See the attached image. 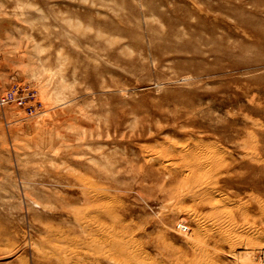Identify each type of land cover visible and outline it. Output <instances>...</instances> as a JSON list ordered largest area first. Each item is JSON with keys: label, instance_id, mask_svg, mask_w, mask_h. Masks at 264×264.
<instances>
[{"label": "rangeland", "instance_id": "obj_1", "mask_svg": "<svg viewBox=\"0 0 264 264\" xmlns=\"http://www.w3.org/2000/svg\"><path fill=\"white\" fill-rule=\"evenodd\" d=\"M201 1L0 0V264L264 251V0Z\"/></svg>", "mask_w": 264, "mask_h": 264}, {"label": "bare ground", "instance_id": "obj_2", "mask_svg": "<svg viewBox=\"0 0 264 264\" xmlns=\"http://www.w3.org/2000/svg\"><path fill=\"white\" fill-rule=\"evenodd\" d=\"M200 1H201V0H200ZM201 2H202V1H201ZM183 3H184V2H183ZM187 4H188V3H187ZM201 5H202V4H201ZM162 6H163V5H162ZM178 6H181V5H178ZM163 7H164V6H163ZM181 7H182V6H181ZM181 7H180V8H181ZM176 8H177V7H176ZM180 8H179V9H180ZM181 9H183V8H181ZM173 10H175V8H174ZM191 10H192V9H191ZM191 10H190V11H191ZM167 12H168V11H167ZM173 12H174V11H173ZM188 12H189V11H188ZM190 13H191V12H190ZM184 14H185V13H184ZM188 15H191V14H188ZM200 17H201V16H200ZM178 18H179V17H177V18H175V19H178ZM191 18H192V16H191ZM175 19L173 18V20H175ZM202 19H203V18H202ZM202 19H201V20H202ZM170 20H171V19H170ZM192 20H193V19H192ZM203 20H204V19H203ZM169 22H170V21H168V23H169ZM175 22H176V21H175ZM196 22H197V21H196ZM168 23H167V25H168ZM190 23H192V22L190 21ZM196 24H197V23H196ZM205 24H206V23H205ZM205 24H204V25H205ZM170 25H171V24H170ZM176 25H177V24H176ZM190 25H191V24H190ZM181 26H182V25H181ZM205 26H206V25H205ZM205 26H204V27H205ZM207 26H208V24H207ZM207 26H206V27H207ZM171 27H172V26H171ZM182 27H183V26H182ZM191 27H192V26H191ZM210 52H211V51H210ZM197 53H198V52H197ZM205 53H206V52H205ZM184 58H185V57H184ZM179 60H180V57H179ZM183 60H184V59H183ZM185 60H186V59H185ZM139 83H140V82H139ZM187 116H188V115H187ZM190 116H191V114H190ZM182 122H184V121H182ZM180 123H181V122H180ZM181 125H182V124H181ZM185 127H187V126H185ZM179 150H181V151H179L180 154H181V153H184V152H187L186 149H185L186 151L183 150V149H179ZM196 152H197V151H196ZM199 153H202V155H203V152H199ZM195 155H196V153H193V152H188V153H187L186 158L188 159V158L191 157V158L188 159V160H191V159L195 160V161H193V162L190 161V162H192V163H190V164L187 165L188 169H189V166H191V167H193V168H195V169H197V170H198V169H203L205 166H207V163H208V162H211V161H212L211 159H208V158H211V157H209V155H208V157H207L208 160L206 159V162L203 161V160H201L200 158H198V157H199L198 154H197L196 156H195ZM204 155H205V153H204ZM204 155H203V156H204ZM205 156H206V155H205ZM186 158H184V159L187 160ZM185 160H184V161H185ZM209 160H211V161H209ZM217 160H218V158H217ZM216 162H217V161H216ZM219 162H220V161L218 160V163H219ZM173 164H174V163H172V162H171V163H168V164L166 163L165 166H170V167H171ZM213 164H214V163L212 162V166H213ZM215 164H216V163H215ZM165 166H164V167H165ZM215 166H216V165H215ZM216 167H217V166H216ZM216 167H215V168H216ZM185 168H186V167L184 166V169H185ZM207 168H208V166H207ZM210 168H212V167L210 166ZM215 168H214V170H215ZM220 168H221V167H220ZM186 169H187V168H186ZM205 169H206V167H205ZM218 169H219V167H218ZM218 169H217V170H218ZM182 170H183V169H182ZM197 170H196V171H197ZM206 170L208 171V169H206ZM188 171H189V170H188ZM188 171H186V172H188ZM193 171H194V170H193ZM198 171H200V170H198ZM176 172H179L180 176L184 174V173L181 174L183 171H180L179 169L176 170ZM211 172H212V171H211ZM186 174H188L189 176L186 175L187 177H184L185 174L183 175V181H185L184 183H187V182H188L187 180H189V182H190L191 180H194L195 182H196V181H199L198 176H197V178H198V179H197V178H194V176H191V175H190V174H192V173H186ZM192 175H193V174H192ZM212 176L216 177L215 175H212ZM212 178H213V177H212ZM210 179H211V178H210ZM194 181H193V182H194ZM200 181H201V180H200ZM206 181H209V180H206ZM214 181H216V179H215ZM181 182H182V181H181ZM204 183H205V181H204ZM206 183H207V182H206ZM211 184H212V183H211ZM190 185H191V184H190ZM198 185H199V183H198ZM198 185H196V186H194V187L197 188ZM205 185H206V184H203V183L201 184V183H200V185L198 186L197 190H194V196H195L196 199H198L200 202H202V203H206V204L209 203V204L212 205V206L215 205V208H216V205H217V204L219 205L223 200H222V199L214 200L213 198H210V197L205 196V194L210 193L211 190L213 189V188H212V189L210 190V188H206V187L209 185V182H208V184H207L206 186H205ZM194 187H193V188H194ZM209 187H210V186H209ZM193 188H192V189H193ZM190 191H191V189H190ZM190 191H188V192L190 193ZM191 193H192V192H191ZM189 195H190V194H189ZM214 201H216V202H214ZM196 202H197V201H196ZM224 204H225V203H224ZM246 204H247V203H246ZM242 205H245V203H243ZM242 205H241V206H242ZM221 206H222V205H221ZM239 207H240V206H239ZM217 208H218V207H217ZM242 208H243V207H242ZM79 209H80V208H79ZM210 210H211V209H210ZM210 210H209V212H210L209 214H212L213 211L211 212ZM214 210H215V209H214ZM219 210H220V209H219ZM242 210H243V209H242ZM82 211H83V210H82ZM84 211H85V210H84ZM224 211H225V210H224ZM216 212H218V210H217ZM220 212H222V210H221ZM220 212H219V214H220ZM223 213H225V212H223ZM226 213H228V212H226ZM226 213H225V214H222V215H224V217H222V219H225V218L227 217V214H226ZM246 213H247V212H246ZM207 214H208V213H207ZM217 214H218V213H217ZM215 215H216V213H215ZM225 215H226V217H225ZM228 215H229V214H228ZM190 216H191V215H190ZM190 216H189V217H190ZM219 216L221 217V214H220ZM219 216H218V217H219ZM230 216H231V214H230ZM230 216H229V220H230ZM242 216H246V214L244 213V215H242ZM247 216H248V215H247ZM203 217H206V216H203ZM220 217H219V218H220ZM92 218H93V217H92ZM94 218H95V217H94ZM160 218H161V217H160ZM184 218H186V217H184ZM184 218H183V220H184ZM208 218H210V217H208ZM211 218H212V217H211ZM231 218H233V217L231 216ZM198 219H199V217H198ZM222 219H221V220H222ZM226 219H228V217H227ZM119 220H120V219H119ZM164 220H165V219H164ZM164 220H162V221H164ZM206 220H207V219H206ZM86 221H87V220H86ZM88 221H91V220L89 219ZM160 221H161V220H160ZM170 221H171V220H170ZM170 221H169V222H170ZM195 221L198 223L199 220H196V219H195ZM223 221H224V220H223ZM232 221H233V220H232ZM232 221L229 222V226H231V227L234 226V225H232V224L236 223V222H234V221L232 222ZM171 222H172V221H171ZM186 222H187V220L184 221V222H181V223H182L183 225H186ZM208 222H209V221H208ZM211 222H212V221H211ZM216 222H217V220H216ZM239 222H240V221H239ZM90 223H91V222H90ZM93 223H94V222H93ZM219 223H220V222H219ZM226 223H228V222H226ZM91 224H92V223H91ZM91 224H90V225H91ZM171 224H172V223H171ZM171 224H170V225H171ZM251 224H252V223H251ZM83 225H84V224H83ZM183 225H181V226H183ZM212 225H213V224H212ZM227 225H228V224H227ZM253 225H254V224H253ZM253 225H252V226H248V227H251L250 231L253 229V228H252ZM85 226H86V225H85ZM188 226H189V225H188ZM216 226H217V225H216ZM223 226H224V225H223ZM229 226H228V227H229ZM235 226H236V225H235ZM238 226H239V225H238ZM241 226H242V225H241ZM82 227H83V226H82ZM82 227H80V228L82 229ZM92 227H93V226H92ZM92 227H89V230H88V232H89L90 234H92L93 232H96L95 230L93 231L94 227H93V228H92ZM221 227H222V226H221ZM239 227H240V226H239ZM84 228H85V227H84ZM197 228H198V229H199V228L201 229V227H197ZM212 228H213V227H212ZM229 228H230V227H229ZM237 228H238V227H237ZM244 228H245V227L243 226V232H245V231H244ZM87 229H88V228H87ZM87 229H86V230H87ZM145 229H146V228H145ZM153 229H154V228H153ZM153 229H152V230H153ZM186 229H187V228H186ZM189 229H190V228H189ZM194 229H195V228H194ZM247 229L249 230V228H247ZM256 229H257V228H256ZM84 230H85V229H84ZM84 230H83V231H84ZM143 230H144V229H143ZM168 230H169V228H168ZM192 230H193V229H192ZM212 230H213V229H212ZM222 230H223V229H222ZM254 230H255V228H254ZM257 230H258V229H257ZM97 231H98V230H97ZM99 231H100V230H99ZM99 231H98V232H99ZM169 231H170V230H169ZM213 231H214V230H213ZM224 231H225V230H224ZM224 231H223V232H222V231H219V233H220V241H221V242H224V241H225V242H228L229 244H231L230 251H228V252L230 253L231 257L233 256V258H234L233 260H235V262H237V264H257V263L259 264V263H261V262L264 260V251L261 250L260 247H259V250H256V249H255L257 253H254L255 250L253 251L252 248H251V246H250L251 243H252L253 241H251V239L249 238L250 241H251V243H250V242L248 241V239L245 238V237H248L247 234H245V235H247V236H243L244 233L242 232L243 235H241V238H242V237H244V238H243L242 241H241V240L239 241V240L237 239V237H238L240 234L238 235L237 230H236V231H235V230H231V231H234V233L236 232L235 234L238 235V236L236 235V236H237L236 238H233V237H232L234 240L237 239V240L234 241V240L231 239V235H232L233 232H230L229 230H227V231L230 233V234H229V233L227 234V233H224ZM239 231H242V230L240 229ZM239 231H238V232H239ZM250 231H249V232H250ZM255 231H256V230H255ZM260 231H261V229H260ZM66 232H68V231H66ZM88 232H87V233H88ZM98 232H97V233H98ZM147 232H148V231H147ZM163 232H164V230H163ZM200 232H201V231H200ZM225 232H226V231H225ZM261 232H262V231H261ZM63 233H64V231H63ZM69 233H70V232H69ZM84 233H85V232H84ZM87 233H86V234H87ZM99 233H100V232H99ZM101 233H102V231H101ZM190 233H191V232H190ZM250 233H251V232H250ZM258 233H259V232H258ZM65 234H67V233H65ZM198 234H200V233L198 232ZM203 234H204V233H203ZM235 234H233V235H235ZM252 234H253V233H252ZM67 235H68V234H67ZM88 235H89V234H88ZM100 235H101V234H100ZM201 235H202V233H201ZM201 235H200V236H201ZM205 235H206V232H205ZM205 235H203V236H205ZM256 235H257V234H255V236H256ZM85 236H86V235H85ZM90 236L93 237V235H90ZM98 236H99V234H98ZM98 236H97V237H98ZM104 236H105V235H104ZM107 236H108V235H107ZM255 236L252 235L251 238H252V237L255 238ZM260 236H261V235H260ZM79 237H80V236H79ZM91 237H90V238H91ZM102 237H103V236H102ZM113 237H114V235H113ZM206 237H207V236H206ZM249 237H250V236H249ZM85 238H86V237H85ZM85 238H84V239H85ZM163 238H164V237H163ZM203 238H204V237H203ZM254 238H253V239H254ZM259 238H260V237H259ZM95 239H97V238H95ZM95 239H93V240L96 241ZM98 239H99V240H102V239H100V238H98ZM98 239H97V242L99 241ZM103 239H105V238H103ZM110 239H112V238H110ZM113 239L116 240L117 238L115 237V238H113ZM158 239H159V238H158ZM208 239L211 240L212 238H208ZM244 239H245V240H244ZM261 239H262V238H261ZM90 240L93 241L92 239H90ZM105 240H106V239H105ZM105 240H104V241H105ZM85 241H86V239H85ZM162 241H163V240H162ZM88 242H89V240H88ZM97 242H96V243H97ZM100 242H103V241H100ZM120 242H121V241H120ZM120 242H118V243H120ZM163 242H165V241H163ZM197 242H198V240H197ZM202 242H203V241H202ZM202 242H201V243H202ZM105 243H106V242H105ZM110 243H111V242H110ZM110 243H109V244H110ZM123 243H124V242H123ZM166 243H167V242H166ZM85 244H86V243H85ZM124 244H127V243H124ZM98 245H100L99 242H98ZM111 245H112V244H111ZM189 245H190V244H189ZM195 245L200 246L201 244H200V245H199V243H198V244H196V243L194 244V248H193V250L196 251V249H195ZM202 245H203L202 248H204V245H205V244L202 243ZM202 245H201V246H202ZM86 246H88V247H93L94 245L92 246V245H89V243H87ZM101 246H103V245H101ZM104 246H106V244H104ZM104 246H103V247H104ZM123 246H124V245H122V247H123ZM125 246H126V245H125ZM141 246H142V245H141ZM155 246H157V245H155ZM94 247H95V246H94ZM97 247H98V246H97ZM97 247H96V248H97ZM110 247H111V246H110ZM122 247H121L119 244H118V246H114V245L112 246V248H115L116 250H118V253H119V251H120L121 249H123V248H124V251L126 250L125 247H123V248H122ZM225 247H226V246H225ZM225 247H224V248H225ZM100 248H102V247H100ZM105 248H107V247H104L103 249H105ZM112 248H111V250H112ZM127 248L130 249V246H128ZM139 248H140V247H139ZM199 248H200V247H199ZM93 249H94V248H93ZM206 249H207V248H206ZM206 249H205V250H206ZM225 249H226V248H225ZM228 249H229V248H228ZM94 251H95V249H94ZM140 251H141V250H140ZM142 251H143V250H142ZM198 251H199V250H197V252H198ZM96 252H97V250H96ZM107 252H108V251H107ZM107 252H106V253H107ZM109 252H110V251H109ZM120 252H121L122 255H124V253H123L122 251H120ZM138 252H139V251H138ZM146 252H147V251H146ZM146 252H145V253H146ZM216 252H217V250H216ZM98 253H99V252H98ZM106 253H105V254H106ZM125 253H126V251H125ZM139 253H140V252H139ZM161 253H162V252H161ZM204 253H205V252H204ZM107 254H108V253H107ZM110 254H112V253H110ZM113 254H114V253H113ZM147 254H148V253H147ZM150 255H151V253H150ZM201 255H202V254H201ZM201 255H200V256H201ZM204 255H205V254H204ZM108 256H109V255H108ZM200 256H199L198 258H201ZM252 256H253L254 259H255V262H254V263H253L254 259H253V260L251 259L252 261H251V260H250V261L247 260V259H250V257H252ZM125 257H126V259H128V261H131L132 264H136L134 258H136L137 256H134V258H133V257H129V256H125ZM149 257H150V256H149ZM165 257H166V256H165ZM220 257H221V255H219V258H220ZM228 257H230V256H228ZM253 257H252V258H253ZM261 257H263V258H261ZM175 258H177V257H175ZM187 258H188V256H187ZM213 259H214V258H213ZM213 259H212V261H213ZM261 259H262V260H261ZM114 260H115V259H114ZM139 260H141V258H139ZM196 260H197V259H196ZM196 260H195V262H196ZM136 261H138V260L136 259ZM192 261H193V260H192ZM198 261L200 262L201 260H198ZM259 261H260V262H259ZM113 262H114V261H113ZM113 262H112V263H113ZM123 262H124V260H123ZM199 262H197V263H199ZM203 262H204V261H203ZM141 263H144V262H141ZM141 263H138V264H141ZM171 263H172V262H171ZM180 263H181V262H180ZM197 263H196V264H197ZM205 263H206V264H214V261H213V263L211 262V259L209 258L208 254H206V262H205ZM215 263H216V262H215ZM220 263H221V262H220ZM115 264H117V263L115 262ZM150 264H151V263H150ZM162 264H163V263H162ZM169 264H170V263H169Z\"/></svg>", "mask_w": 264, "mask_h": 264}, {"label": "built area", "instance_id": "obj_3", "mask_svg": "<svg viewBox=\"0 0 264 264\" xmlns=\"http://www.w3.org/2000/svg\"><path fill=\"white\" fill-rule=\"evenodd\" d=\"M7 100H6V98L5 97H3L2 99H1V102L3 103V102H6Z\"/></svg>", "mask_w": 264, "mask_h": 264}]
</instances>
